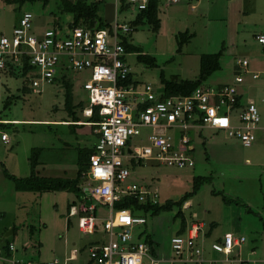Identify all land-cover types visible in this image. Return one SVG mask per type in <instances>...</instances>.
<instances>
[{"label":"rangeland","instance_id":"1","mask_svg":"<svg viewBox=\"0 0 264 264\" xmlns=\"http://www.w3.org/2000/svg\"><path fill=\"white\" fill-rule=\"evenodd\" d=\"M60 2L30 0L20 4L15 0H0V32L10 34L23 11L33 14L32 30L36 34L57 25L67 27L71 16L61 10ZM166 2L158 1L160 27L157 32L151 31L145 24L136 28L132 25L138 12L134 7L120 12L118 4L115 13L113 1L102 2L99 14L103 21L111 27L116 17L119 24L127 25L130 30L122 35L119 33V40L122 43L124 39L140 49V53L124 55L133 81L138 87L150 84L155 92H161L162 75L166 79L171 76L181 80L196 79L201 56L220 52V69L203 86L216 88L229 84L237 87L245 103L246 99L255 102L261 116V129L255 131L256 140L250 147H243L220 130L202 128L190 131L195 162L192 168L178 169L152 161H144L142 165L132 164V174L126 184L136 183L156 191V200L160 204L169 200L177 202L184 194L195 190L181 207L175 206L171 211H162L155 217L146 216V223L135 227L133 236L138 241H144V237L149 235L156 245V257L165 259L164 256L171 252L170 239L176 235L182 220L186 226L200 222L205 231L213 225V237L222 236L234 226H242L246 237L242 257L254 261L251 262L253 264H264V75L259 80L246 76L243 85L234 82L235 76L240 73L239 60L246 58L252 65L264 61L262 55L258 56L259 48L254 40V35L264 31V0ZM183 33L192 37L188 39L187 35L178 39V34ZM180 42H183L181 50ZM139 55L154 59L155 65L150 67L139 61ZM63 74L64 79L58 81L61 77L57 76L55 82L43 83L38 88L40 92L33 93L31 79L35 77L34 73L21 75L18 72L17 76L0 73V118L71 122L73 116L70 111H73L81 121L88 120L82 114L88 102L82 87L87 74L70 69H64ZM65 82L70 85L72 95L69 107L65 104ZM5 102L7 105L4 107ZM30 123L8 125L4 131L0 129V136L1 131L6 132L10 141L3 144L0 138V245H5L1 243L2 237L12 230L16 235H10L7 240L15 241L20 259L45 260L39 256L42 250L38 249V244L55 257L63 258L75 241L76 247L84 248L81 261L77 264H84L88 259L90 243L104 240L103 221L97 222L99 233L85 234L78 229V216H68V204L72 201L76 210H80L81 202L90 203L84 189L85 195L82 196L70 191L19 192L11 177L34 179L35 171L46 164L54 169V176L62 177L63 171H69L68 176L74 177L78 170L75 157L79 149L87 144L94 145L96 139L89 136V126L85 130L89 135L83 134L79 141L70 126L52 122ZM231 123L238 126L236 115L231 116ZM199 176L206 181L196 186L194 178ZM81 181V188H88V180L82 178ZM33 185H36L35 182ZM223 197L237 201L225 205ZM251 207L255 214L247 212L246 209ZM105 208H97V215L102 220L107 214ZM178 212L182 213V217L177 216ZM251 249H256V253L249 254Z\"/></svg>","mask_w":264,"mask_h":264},{"label":"built area","instance_id":"2","mask_svg":"<svg viewBox=\"0 0 264 264\" xmlns=\"http://www.w3.org/2000/svg\"><path fill=\"white\" fill-rule=\"evenodd\" d=\"M111 1L116 13L121 0ZM124 1L136 11L145 10L149 2ZM168 2L177 3L178 0ZM32 21L33 14L23 11L10 34L0 32V73L9 66L19 71L27 66V72L35 74L31 79L32 92L39 93L38 88L43 83H52L57 76H62L64 69L85 72L87 79L82 87L88 102L82 114L91 118L96 112L100 118L97 122H80L93 128L96 142L87 170L82 173L88 180L85 190L90 204L80 208L78 229L94 234L97 222L103 221L104 238L88 247V264H203V247L199 242L202 223L193 222L185 234L170 239L171 256L166 261L152 256L150 246L133 236V229L144 225L146 217L133 216L128 209L114 210L113 206L126 197H133L140 203L158 202L156 191L136 183L126 184L132 174V164L152 161L178 169L194 167L190 131L220 130L243 147H250L256 140L255 131L261 129V116L255 102L246 99L243 106L236 107L241 93L234 85L201 86L187 96L163 98V91L155 92L150 84L141 87L135 83L125 84L130 68L124 61L127 52L119 40V33H127L130 28L119 24L116 17L109 29L48 28L41 34L34 33ZM255 41L264 59V32L257 33ZM238 67L240 73L234 78L236 85H243L246 76L259 80L264 75V61L262 70L252 69L246 58L238 61ZM235 115L238 126L231 123V116ZM0 138L4 143L9 141L5 133ZM98 206L106 207L103 220L97 215ZM244 241V237L225 234L222 242L212 243L211 248L228 256L233 247H240ZM77 252L73 250L63 259L22 260L18 257L15 241H11L7 247L0 245V264H75Z\"/></svg>","mask_w":264,"mask_h":264},{"label":"trees","instance_id":"3","mask_svg":"<svg viewBox=\"0 0 264 264\" xmlns=\"http://www.w3.org/2000/svg\"><path fill=\"white\" fill-rule=\"evenodd\" d=\"M16 2H19L20 4H23L26 1L30 0H15ZM104 0H95L93 2H88V0H61L60 8L61 10L66 13L70 14L71 21L68 23V26L62 27L61 25H57L58 29H72L74 27H84L86 29L90 30H98V29H105L110 28V24L105 23L103 21V18L99 14L102 2ZM131 7L130 5L126 4L124 0L120 1L119 5V11L122 12L126 9ZM159 13V7H158V0H149L148 5L145 10L138 11L136 13L135 18L133 19V26L136 28V26L140 25H147L148 28L153 31L157 32L160 27V19L158 16ZM21 15V14H20ZM189 35V33H183L178 34L177 38L186 37ZM192 37V35H189L187 38L189 39ZM255 40V37H254ZM256 42V41H255ZM181 43V42H180ZM122 46L124 47L125 51L127 53L129 52H135L140 53V49L137 46L131 45L126 43L124 39H122ZM257 44V43H256ZM183 46V42L180 44L179 49ZM181 50V49H180ZM262 55V52H261ZM220 58L221 53H215V54H209V55H202L200 58V69L199 74L196 79L193 80H181L178 79L176 76H171L170 78L166 79L161 76V85H162V97L166 98L172 95H183L187 96L190 95L195 89L198 87L203 86V83L212 76L213 73L218 71L220 69ZM139 61L146 63L148 66L153 67L154 59L149 58L147 56H138ZM29 68L27 66H24L20 71L14 68V66H9L7 70H5L3 73L6 75H12L17 76L18 72H20L21 75H24L27 73ZM61 78L57 79L58 81L63 78V74H61ZM64 79V78H63ZM56 81V78L53 80V82ZM52 82V83H53ZM135 83L131 77V74H129L127 78V83ZM137 84V83H135ZM63 85L66 87V98H65V104L69 107L70 101H71V90H69L70 85L65 82ZM119 85H122L120 83ZM226 86H229L226 85ZM223 87V86H220ZM219 87V88H220ZM25 91V89H23ZM10 99L12 96H9ZM7 103L9 102V98L6 99ZM7 103H4V107L7 105ZM80 105V104H79ZM244 105V101L242 99V95H240L237 99L236 107H240ZM81 106V105H80ZM73 119L67 126L72 127V132L75 131V129L84 126V124H76L78 122H82L75 116V112L70 111ZM100 118L96 114V112L93 114L91 118H88V120L84 122H97ZM7 125H13L12 123H3L0 122V128L7 126ZM91 129H93L91 127ZM91 135L93 132H90ZM190 134V133H189ZM96 137V135H95ZM94 145L86 146L83 149H79V154L77 155V167L78 172L76 174L75 179H60V178H28V179H17L14 176L11 178L16 184V190L22 191V192H28V191H36V192H57V191H67L72 192L76 195L82 196L84 194L83 188H80V183L82 182V173H84L87 170L88 163H89V156L93 153ZM193 151V150H192ZM144 162H139V165H142ZM160 165V164H159ZM84 179V178H83ZM203 181H206L205 178L202 176L195 177L194 178V184L197 186L198 184H202ZM35 182V186L33 183ZM195 190H192L190 193L184 194L177 202H173L171 200L165 201L164 203L157 202L156 204H153L151 201L147 200L144 203H140L139 200L134 199L133 197H126L122 198L120 201L116 202L113 206L114 210H121V209H128L132 213L133 216L142 215L144 217L151 216L155 217L158 216L162 211H171L173 207H181L186 201H188L191 194H193ZM223 201L225 205H230L232 203H236L237 200L234 199H228L223 197ZM90 204V203H89ZM87 206L88 204H84ZM247 212H251L250 209H246ZM177 216L182 217V213L178 212ZM182 220V219H181ZM181 227L179 230L176 231V235H183L186 232V229L188 226L184 223L182 220ZM190 225V224H189ZM144 242L148 244L151 248L152 256L156 257L155 252V243L152 240V238L149 235H146L144 237ZM8 243H5V246L7 247ZM243 264V263H241Z\"/></svg>","mask_w":264,"mask_h":264},{"label":"crops","instance_id":"4","mask_svg":"<svg viewBox=\"0 0 264 264\" xmlns=\"http://www.w3.org/2000/svg\"><path fill=\"white\" fill-rule=\"evenodd\" d=\"M159 1V0H158ZM167 2H168V0H166ZM166 2V3H167ZM180 2V0H178V2L177 3H179ZM168 3H170V2H168ZM170 4H176V3H170ZM194 6H192L191 8H193ZM243 12V11H242ZM261 32H264V31H259L258 33H261ZM254 37H255V35H254ZM257 47L259 48V51H258V56L260 55L261 56V48L257 45ZM254 65H252V62L250 61V66L252 67V69H255V70H262L263 69V63L262 64H258V63H253ZM63 78H65V76H63ZM262 100V99H261ZM264 101V100H263ZM80 120V119H79ZM81 121V120H80ZM0 122H3V123H12L13 125H23L24 123H30V122H32V123H48V122H52V123H61V125H65V126H67V124H69V122H65V121H62V122H56V121H38V120H18V119H1L0 118ZM22 123V124H21ZM32 123H30L29 125H32ZM76 124H80V122H78V123H76ZM36 125V124H35ZM8 126V125H7ZM12 126V125H11ZM83 127V128H82ZM82 127H79V128H81V129H79V128H77V129H75V131L73 132L75 135H76V140H79L80 141V139H82V136H84L83 134H87V135H89L88 133H86V129H87V125H84V126H82ZM6 128V126H4V127H1L0 129L1 130H3L4 131V129ZM88 128H90V130H91V132H92V129H91V127L89 126ZM15 130H17V129H15ZM3 131H1V134L2 133H5V134H7L6 132H3ZM8 136V135H7ZM89 136H91V137H93V139L95 140L96 139V137H95V135H89ZM9 138V137H8ZM2 141V140H1ZM3 144H9L10 143V141H8V143H4V142H2ZM86 144H87V142H86ZM91 144H87V145H85V147L86 146H90ZM85 147H83V148H85ZM83 148H80V149H83ZM77 158L78 157H75V165L77 166ZM38 164V162L36 163V165ZM41 165V164H40ZM59 172H62V170H58ZM68 172L69 171H63L62 172V174H63V176L61 177V176H54L56 173H55V171H54V169H52V168H50L49 167V165H44V166H42L41 165V169L39 170V171H35V177H42V178H60V179H75V177H76V174H77V172H78V170L75 172V171H73V172H75V176L74 177H70V176H68ZM40 174H42L41 176H39ZM47 174V175H46ZM262 175V172L260 173V176ZM239 181V180H238ZM240 182V181H239ZM80 186V188H81V185H79ZM84 189V191H85V194H86V188H83ZM20 192V191H19ZM63 192V191H62ZM65 192V191H64ZM30 193V192H29ZM47 193H49V192H47ZM35 194H37V193H35ZM84 194V195H85ZM72 204H74V201H72L71 203H69L68 205V216H74V215H77L78 217H79V215H81V213H80V210H76V209H74V207H75V205H72ZM85 203H80L79 204V207H78V209H80L83 205H84ZM251 212H249V213H253V214H255L254 213V211H252V207H251ZM247 222V221H246ZM248 223V222H247ZM249 225H250V223H248ZM240 226H234V227H232L233 228V230H227L226 232H224L223 233V235L222 236H215V237H213V235L211 234V231H212V228H213V225H211V226H209L208 227V229L205 231L204 229L202 230V232H201V234H200V237H199V242L201 243V245H202V247H203V259H204V263L203 264H215L216 262H219L218 264H241V262H243V261H248V262H250L249 260H247L245 257V259L242 257V252H243V250L244 249H242L243 247H242V245L246 242V237H245V235H244V231H245V229L241 226L240 228H239ZM80 231V230H79ZM235 231H237L238 233H233V232H235ZM81 232V231H80ZM6 233H8V232H6ZM5 233V234H6ZM97 233H99L98 232V228H97V230H96V232L94 233V234H97ZM5 234H4V236L2 237L3 238V242H1V243H9L10 241L9 240H7V238H5ZM15 233H13V231H12V234L11 235H14ZM225 234H230V235H232L233 237H235V238H239V237H244L245 238V241H244V243H242L241 244V246L240 247H233V249H232V251H231V253L228 255V256H225L223 253H217V252H215V251H213L212 250V248H211V244L212 243H214V242H222V240H223V236L225 235ZM16 235V234H15ZM1 238V239H2ZM77 243L75 242V241H73L72 242V245L71 246H73V248L72 249H70L69 250V252L67 253V255L65 256V257H63V258H66V257H68L71 253H72V251L73 250H77L78 252H77V256H78V258H77V260L74 262L75 264H77V263H79L81 260V258H82V253H83V249L84 248H82V247H76L75 245H76ZM90 245H91V243H90ZM155 247H156V245H155ZM18 248V247H17ZM38 249L40 250H42L41 251V253H40V255L39 256H42V258L43 259H45V260H43V261H46V260H50V259H53V258H57V257H55L52 253H50V251H47V250H45V249H43V247H42V245H40V244H38ZM155 252L157 253V251L155 250ZM256 253V249H251V252H249V254H255ZM170 256H171V252H170V254L169 255H166V256H164L165 257V259L164 258H160V259H162V260H168L169 258H170ZM215 256V257H214ZM63 258H60V259H63ZM159 258V257H158ZM33 260H35V259H33ZM261 261V260H260ZM86 262H87V260H86ZM86 262L84 263V264H86ZM251 262H253L254 263V261H251ZM250 262V263H251ZM262 262V261H261ZM169 264V263H168Z\"/></svg>","mask_w":264,"mask_h":264},{"label":"water","instance_id":"5","mask_svg":"<svg viewBox=\"0 0 264 264\" xmlns=\"http://www.w3.org/2000/svg\"><path fill=\"white\" fill-rule=\"evenodd\" d=\"M12 234V230L8 231V233L5 234V238L9 237Z\"/></svg>","mask_w":264,"mask_h":264}]
</instances>
